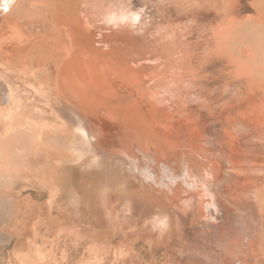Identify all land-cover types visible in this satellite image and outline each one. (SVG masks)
Masks as SVG:
<instances>
[{"label": "rangeland", "instance_id": "374dc122", "mask_svg": "<svg viewBox=\"0 0 264 264\" xmlns=\"http://www.w3.org/2000/svg\"><path fill=\"white\" fill-rule=\"evenodd\" d=\"M20 1L12 2L14 5L11 3L8 11L26 12L22 8H28L29 0ZM34 1L51 3L54 0H31ZM74 1L81 12L88 0ZM105 1V4L120 2L125 6L129 0ZM222 2L225 13L221 16L204 17L187 15V12L182 16L171 11L173 19L168 24L175 34L165 43L173 41L172 50L176 56H165L162 65L166 78L171 79V71L178 75L174 82L181 96L175 100L168 97L172 106L166 101L165 109L160 110L162 107L155 105V101L152 103V99L143 93L144 87L149 89L147 85H139V89L131 85L128 91H121V96L137 99L135 107L126 100H123L125 103L117 102V106L107 105L116 109V126H121L116 128L124 153L121 151L114 157L118 160L113 158L114 161L109 162L95 153L93 138L79 125L62 138L55 134L60 122L53 113L60 100L52 94L55 91L54 68L50 81H32L38 88L50 84L51 99L48 92L40 94L33 87L23 90L21 94L28 99L35 119L38 121L41 117L39 122L48 132L41 140H34V135L29 130L22 132L25 130L22 127L16 133L7 134L8 123L0 122V264H207L204 256H212L213 264H223L222 257L226 252L219 247L216 238L219 234L217 226L226 222L227 208L234 211L236 217L221 229L231 232V241L236 243V248L229 252L232 261L227 264H264V0ZM30 10L31 18L39 15V11ZM85 13L92 16L89 9ZM228 19H231L229 23L226 22ZM49 24L46 29L51 27L53 40L58 36L55 33L58 27ZM40 25L36 28L41 30ZM93 31L102 42L98 43L99 52H108V45L115 40L112 34L117 33L95 27ZM121 44L128 45L127 42ZM113 45L116 49L117 45ZM133 50L134 47L131 52L135 51V54L126 57L132 76L137 72H148L150 63L159 54H166L162 50L153 52L154 44L148 50L140 46ZM117 69L119 67H113L109 74L114 73L121 80L124 76ZM107 73L105 68L104 74ZM4 76L8 79L0 78L4 93L8 81L22 85L17 78L11 77L13 75L7 74L12 79ZM125 85L130 84L126 82ZM169 121L180 125L194 123L200 138L181 130L179 136L171 137L164 145L157 132L162 131L160 127L168 126ZM142 140L145 143L140 147ZM43 148L47 156L43 154ZM30 160L38 162L30 166ZM110 169L120 171L115 173ZM67 170L74 178V193L98 179H103L108 188L113 187V192L129 188L139 193L141 203L136 204L133 212V220L137 219L138 224L129 216L119 214L121 203L117 194L108 198L107 210L96 213L98 220L87 222L81 214L74 216L63 211L64 201L69 198L66 201L69 203L75 197L71 193L64 199L70 190L63 178ZM116 188L119 189L115 191ZM159 209L180 219L181 234L197 243L191 252L182 254V249L171 239L173 236L157 228L155 217ZM146 217L151 219V225L145 232L139 226ZM192 252H201V255H191Z\"/></svg>", "mask_w": 264, "mask_h": 264}, {"label": "bare ground", "instance_id": "6f19581e", "mask_svg": "<svg viewBox=\"0 0 264 264\" xmlns=\"http://www.w3.org/2000/svg\"><path fill=\"white\" fill-rule=\"evenodd\" d=\"M16 1L17 0H0V67L3 70L2 72H0V78L6 80L4 76L5 74L6 76L7 74L13 75L11 77L17 78V80L21 81L22 85L20 84L14 85L12 83H9L8 81L5 87L6 93H4V91L2 90L3 88L1 87L0 84V122L2 121L4 123L5 122L8 123L6 125L7 134L16 133L17 129L19 127H22L25 128V130L23 129L22 132L28 133L27 130H29L32 133V136L34 135L33 137L34 140L35 138L38 139L42 138L43 134H46L48 131H45L46 129L43 128L44 126L40 124L39 118L41 117L38 118V121L35 119L36 114L33 115L34 113L31 112L29 105L30 103L28 102V99L24 98L21 93L27 87L30 88L33 87V89L37 90L40 94H44L48 92L47 93L48 97L51 99L49 95L52 89L49 86L50 84L45 86L40 85L41 87L38 88L36 85L33 84V82L36 83L38 79L41 80L45 79L47 81H50L52 79L51 69L54 68L55 69L54 74H56L54 76L55 91L52 94L53 96L55 95L60 100V103L58 102L60 105L57 106V109H55L53 113L55 114L57 120H59L60 122L59 127L57 128L54 127V129L56 128L55 134L60 137L62 135L67 134L68 131H69L68 134H70V129L79 125L81 128H83L82 130L85 129L88 135L93 138V148L96 151L95 153H97L103 158H107L109 162L110 161L113 162L114 159L118 160L117 158L114 157H116L122 151L121 147H123L121 138H119L120 134L118 130L121 126L119 128L116 126L118 123L116 115L118 113L116 112L117 114L115 115L116 109L112 108L111 106H117L118 105L117 102L125 103V101L123 100L128 101L129 104L133 105L134 107L138 104L137 99L134 97H130L129 95H127V97L121 96L122 95L121 91H125V89H127L126 91H128L132 86H134L136 89L138 88L139 85H144V86L147 85L149 89L145 87L143 88L141 86L144 89L141 90H143V93L146 96L150 97L153 100V101L150 100L152 103L155 101V105H158V107L160 106L162 107V109L160 108V110L165 109V108L163 109V107L166 104L165 103L166 101L167 103H169V105H171L168 97L175 100L181 96L180 91H178L177 89L178 87L177 83L174 82L175 78L178 76L177 72L171 71L172 73V77L170 76L171 79L166 78L165 77L166 70L165 67H163L162 65L165 56L171 55L172 57H174L173 55H175L174 54L175 51L173 52L172 50L174 49V46L172 44L173 41L165 43L166 41L169 40L167 38H172L174 37L175 34V31L173 30L172 26L168 24L173 19L172 16L173 14H171L172 13L171 11L174 10L177 14L179 13L182 14L183 12H187L186 13L187 15H189L188 13H190L204 17L210 15L221 16L225 13L224 4L222 0H129L128 2L126 1L127 4L125 3L126 4L125 6L121 5L120 2L119 3L111 2L110 4H105L104 3L105 0H88L85 3L83 2L84 4L81 12L79 11L80 8L77 7L78 4L76 5V2L74 0H54L51 3H46V2L41 3V1L38 3L36 1L31 2V0H29L27 1L29 2L28 8L21 7L22 9H25L26 12L23 13L21 9H20L21 11L19 10L20 12L18 13H16L17 11L16 12L8 11L11 8V3L12 2L15 3ZM46 1L48 2V0ZM28 9L29 11H31L30 9H34L36 10V12L39 11V15L37 17L35 16L31 18L30 17L31 14H29ZM88 9L92 11L91 14L92 16H90L89 14H88L89 16H87V14L85 13V11L86 10L88 11ZM183 15L185 14H182V16ZM29 17L31 19H29ZM230 21L231 19L226 20V22L228 23ZM46 23L47 24L50 23L51 25H55L58 27L55 29V33H57L58 36L53 40H51L50 37L51 27L49 30L48 28L46 29L47 27ZM40 24L42 25L41 30L36 28ZM94 27L107 29V31L110 30L112 32L117 33V34L111 33L113 35V38L115 39L113 44L117 45L116 49H113L114 45L112 44L111 46L108 45L110 47V50H108V52L106 53H102L101 51L99 52L97 48L98 43H102V42L98 41L97 38L98 34L93 33L95 32L93 31ZM103 34L105 35V33H102V35ZM125 42H127L128 45L121 44ZM163 43L164 45H162ZM153 44L155 49L153 52H156L157 50L158 51L162 50V52L166 54H159L160 56H157V58L152 63H150V70L148 72L147 71L145 73L137 72V75L135 73V75L132 76L129 72V69L127 68L126 63L128 61L126 60L127 59L126 57L128 56L132 57L133 54H135L134 51L135 46H140L144 48V50H148ZM133 47H134L133 50L134 53L131 52V48ZM3 56L7 57L5 61L3 59L6 57L3 58ZM137 57L138 56H136V58ZM87 58L89 59L87 60ZM165 62L166 61H164V63ZM43 63L45 64L43 68H39L38 65ZM144 64H146V62ZM113 67H119V69H117L118 73L120 72L124 76L123 78H121V80L117 79L118 75L116 76V74L114 73H112L111 75L109 74V72H111ZM134 67L137 66L134 65ZM105 68L108 72L107 74H104ZM7 78H9V76H7ZM165 80H167L165 82L166 84L163 85L162 82ZM137 81L139 84H137ZM126 82H128L130 85L126 86L125 85ZM180 100L183 101V99ZM109 104H113V105L107 107V105ZM162 112L165 113L164 111ZM187 114H189L190 116L189 111ZM124 118L125 117H123V119ZM184 119H186V117ZM210 122L211 121H209L208 123ZM197 127L192 122H189L188 124H184V125L174 124V123L171 124L170 122L168 126L166 125L160 127L162 131H158L157 133L163 140V144L165 143L164 145H166V141L171 140L175 136L176 137L179 136V131L181 130H185L191 133L192 135H197L200 138ZM121 130L124 131V129ZM206 130L207 128L205 129V131ZM46 135H44V137ZM151 135H153V133H151ZM127 136L128 135H126V137ZM137 138L139 137L137 136ZM141 138L143 139V137H140V139ZM123 140L125 141V138ZM144 140H142V143H139L141 144L140 147H142V144L145 143L143 142ZM49 142L51 143V141ZM127 144L124 145V147H126ZM50 147L52 149L57 148V147H53L52 145ZM43 149H44L43 154H45L46 150L45 148ZM21 150L23 152L24 149ZM150 152L152 153L151 149ZM127 153L129 154V152ZM45 155L47 156V154ZM137 159L138 158H136V160ZM36 162H38V160L35 161L30 160L29 161L30 166H33V164ZM114 163H116V161ZM110 171L116 173L119 172L120 170L110 169ZM63 178L67 184V187L70 188V190L66 192L64 199L68 198V194L70 195L71 193H73L75 196L74 200H71V202L69 203H66V201L69 198L66 201H64L65 204H63L64 206L63 209L64 208L65 209L63 211L66 210L67 213L69 212L71 215L81 214L82 218H84V220H86L87 222L98 220L99 217L96 215V213L99 211L100 212L104 211L107 207L106 204L108 203V198L110 199L112 195L115 196L117 194L120 200L119 203H121L119 204L120 205L119 214L121 215L124 214L125 216H129L132 219V221L136 222L137 219L133 220L134 219L133 212L135 210L136 204L141 203L140 198L142 197L139 196V193L133 192L129 188L127 189L116 188L115 191H117V189L119 190L117 192H113V187L111 186L112 183L111 185H109L112 187L111 188L112 191H111V189L107 187V184L105 185L103 179H98L95 180L94 182L92 181L89 183L88 187H82L79 190H77L76 193H74L75 190L73 189H75L74 188L75 184L72 173H69L67 170V172L63 175ZM71 190H73V192ZM144 198H146V196ZM152 203L154 202L152 201ZM235 210H239V209H235ZM233 212L234 211L229 210V208H227L226 215H224L226 222L222 225L217 226V231L219 234L216 238V241L220 242L219 247H221L223 251L225 250L226 252L223 257L221 255V257L223 258L222 260L223 264H227L232 261L231 254H229V252L233 251L234 247L236 248L235 246L236 243L234 245V243L231 241L233 240V238L231 239L232 233L229 231L227 232L226 230L223 232L221 231V229H225V226H228V224L232 222L234 218H236L234 217L235 215L233 214ZM155 218H156L157 228L160 229L161 232H167L168 234H170V237L173 236L171 237V239L174 240V244L177 245L176 247L182 249L181 250L182 252L180 251L182 254L185 253L186 255L188 252H191L194 246L196 247L197 243H195V241H190V239H185V237L181 234L182 222L180 221L179 218H176V216H173V214L161 209H159ZM150 223H151V219L146 217L141 221V226L139 227L146 232L149 225H151ZM196 250L197 249H194V251ZM191 255L199 256L201 255V252H192ZM211 257L212 256H206V257L204 256V260L207 262V264H213L214 258Z\"/></svg>", "mask_w": 264, "mask_h": 264}]
</instances>
